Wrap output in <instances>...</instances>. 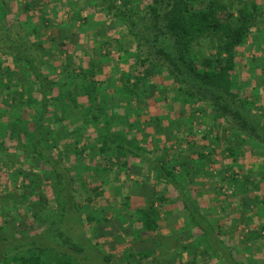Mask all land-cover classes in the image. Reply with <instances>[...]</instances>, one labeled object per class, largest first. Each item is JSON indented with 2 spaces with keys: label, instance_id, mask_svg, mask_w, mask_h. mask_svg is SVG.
Listing matches in <instances>:
<instances>
[{
  "label": "trees",
  "instance_id": "trees-1",
  "mask_svg": "<svg viewBox=\"0 0 264 264\" xmlns=\"http://www.w3.org/2000/svg\"><path fill=\"white\" fill-rule=\"evenodd\" d=\"M55 1L52 3L55 4ZM104 1L107 4L104 12L112 13L116 18L115 28L126 29L125 33H121V39L115 40L122 68L112 60H109L112 64L108 69L97 63L84 67L79 65L80 62H76L73 67L66 60L60 62L62 75L56 80L55 69L47 71L45 64L34 58L40 54L37 48L43 49L46 45L47 40L42 36L46 21L41 25L29 24V28H26L30 17L35 19L42 13V18H46V6L56 9L50 2L39 5V13L31 15L30 7L38 1H29L18 10L21 16L26 14L28 18L22 20L17 28L15 25L2 28L10 33L5 34L4 38L0 36V155L7 156L12 150L22 151L21 167H24V162H31L30 157H41L45 163L41 182L44 179L51 182L48 180L51 173L60 193L62 189L65 191L61 185L67 179H75L69 170L78 164L68 163L72 159L62 153L59 138L63 133L64 136L79 134L77 143H81L78 150L80 155L85 151L92 156L112 151L120 162L118 166L123 174L128 175L131 169L137 166L142 168L145 163L158 173V181H161L159 190L148 194L147 203L144 200L145 204L135 209L133 225L140 234L163 233L164 228L168 227L165 217L177 213L170 207L178 204L188 211L191 226L214 238V229L198 209L199 202L196 205L192 204L193 201L189 202L188 186L212 180L214 163L221 154L223 158H232L233 161L238 157L237 163L245 159L246 150H237L234 141L238 140L234 136L238 139L242 134L244 144L252 143L253 153L259 148L264 149V118H255L251 111V106L259 101V97L241 86L238 61L240 48L249 40L256 45L264 42L263 34L254 35L261 5L256 0H240L242 6L238 7L237 15L229 13L223 16L227 6L219 0H208L203 9L193 6L192 2L196 0H143L146 3L144 8H135L137 0H122L119 5L116 0ZM16 10L13 12L15 15L18 13ZM10 14L3 0H0V22ZM103 23L97 20L94 25ZM205 39L210 41L212 55L201 57L198 49L203 46ZM97 41L96 46L100 49L112 44V41L106 43L107 40L103 39ZM65 45L66 42L61 41L57 46ZM58 50L64 51L63 48ZM107 53L111 56L110 51ZM2 56H7L9 60L5 62ZM5 63L7 67L3 70ZM54 90H57L58 95H53ZM82 96L87 97L88 103L78 100ZM168 98L170 103L181 102L186 105L179 111L186 116L185 121L179 123V118H176L164 126L163 121L168 113H161L157 115L159 125L156 123L153 127V138L148 137L146 128L152 126L149 121L141 120L143 110L147 109L146 114L152 113L151 100ZM115 100H121L122 105L127 107L123 114L125 119L111 113V101ZM33 107L34 110H31ZM74 107L80 111V121L77 129H70L71 122H77L70 119L69 113ZM27 109L31 110V116H28ZM222 122H228L232 129V135L224 146L220 144L224 140L223 136L218 132ZM142 123L146 124L142 127ZM133 130L140 132L142 138L133 135ZM233 131L236 135H233ZM86 135L87 141L83 139ZM160 141L165 144V155H171L168 162H159L156 158L155 151ZM175 141L187 147L174 150ZM219 147L224 149L221 154H217ZM133 159L140 164L134 165ZM238 165L244 172L246 184L243 179L238 182V186L234 187V180L230 185L235 189L243 187L244 190L240 189L245 191L249 177L253 175L259 181L260 190L264 185V170H255L252 166L246 169L241 163ZM82 167L81 175L86 170L87 176L93 180L96 177L100 182L103 181L102 184L108 183V174L102 177L89 172L92 169L105 171L107 168L100 169L92 164ZM22 174H25L26 179L34 177L31 172ZM222 181L227 180L222 178ZM98 191L97 195L100 193ZM173 191L176 192L175 198L172 197ZM219 191L220 186L211 192L206 190L203 194L205 197L200 194L198 199L205 201L209 193L215 195ZM130 196L125 187L123 197L131 200ZM181 222H175L177 225L172 224V227L177 231L181 227L182 231L186 221ZM41 237L40 234L33 238L22 234L17 236L0 230V261L9 260L12 264H78L69 256L51 262L42 253H37L46 248Z\"/></svg>",
  "mask_w": 264,
  "mask_h": 264
},
{
  "label": "rangeland",
  "instance_id": "rangeland-1",
  "mask_svg": "<svg viewBox=\"0 0 264 264\" xmlns=\"http://www.w3.org/2000/svg\"><path fill=\"white\" fill-rule=\"evenodd\" d=\"M29 1L33 0H3L11 14L9 17L2 18L0 36L4 38L5 34L10 33L8 30H2L4 26L10 28L15 25L17 28L22 20L28 18L26 14L21 16L18 10L24 8ZM52 1L36 0L37 4L30 7L31 15L39 13V5L52 3ZM142 1L137 0L135 8H144L146 3ZM219 1L227 6V10L222 13L223 16L229 13L237 15L238 7L242 6L240 0ZM115 2L119 5L122 0ZM256 2L261 5V8L255 21L254 35L257 33L264 35V0H256ZM207 3L208 0L192 2L196 9L205 8ZM55 6L56 9L46 6V18H42V13L38 15V18L37 16L35 19L30 17L26 28H29V24L30 26L32 24L41 25L43 21H46L42 31V36L47 40L45 49L38 47L36 51L40 54L34 58L43 62L47 71L55 69L56 80H59V76L62 75L60 67L62 63L60 62L66 60L71 62L73 67L76 62H80L79 65L84 67L90 63H97L101 64L104 69H108L112 64L109 60H112L122 68L123 65L118 61V43L115 40L121 39V33H125L126 29L125 27L122 30L115 28L116 18L112 13L104 12L106 10L104 8L107 7L104 0H56ZM15 10L18 12L17 15L13 14ZM97 20H102L104 23L96 26L94 22ZM102 39L107 40L106 43L112 41V44L104 45L100 49L95 41ZM61 41L66 42L64 47L57 46ZM58 48H63L64 51ZM31 50L33 52V49ZM108 51L111 52V56L108 55ZM240 52L241 56L238 57V61L240 62L239 72L242 76L241 86L244 89L248 88L256 97H259V101L251 106V111L255 118H264V42L256 45L254 41L249 40L240 48ZM198 55L201 57L212 55L209 39L203 40V46L198 49ZM69 56H71L70 59ZM6 57L2 56L5 62L9 60ZM6 67L7 64L4 65L3 70ZM57 90H54L53 95H58ZM249 90H247L248 94H250ZM78 100L88 103L87 97L82 96ZM151 101L153 103L152 113L146 114L147 109H144L141 118L142 121L151 123L152 127L146 128L148 137L153 138V127L156 123H158L157 126L159 125L157 115L161 113H168L166 120L163 121L164 126H168L170 120L176 118H179V123L185 121L186 116L183 112L179 113L181 109L186 108L184 103H170L169 98ZM111 107L112 114L125 119L123 114L127 107L122 105L121 100L111 101ZM31 110H34V107ZM31 110L27 109L28 116H31ZM79 113L80 111L75 107L70 111V119L77 121L71 122L70 129L78 128ZM222 123L218 132L223 136L224 140L220 144L224 146L232 135V129L228 122ZM145 124L142 123V127ZM234 131L233 135H236ZM132 133L139 139L142 138L140 132L133 130ZM63 134L60 138L57 135L61 140L59 143L63 150L62 153L68 154L72 159L68 163L78 165H75L76 168L71 166L70 170L63 165L70 174L72 172L75 179H67L66 183L61 185L65 191L62 189L60 193L57 191L59 187L57 188L56 179L50 175L51 173L48 177L51 182H47L46 179L41 182L43 164H45L41 157H30L31 162L23 161L24 167H21L22 151L12 150L13 152L11 151L7 156L0 155L1 231L17 236L22 234L30 238L40 234L41 241L46 248L42 249L43 252L38 250L37 253H42L44 258H48L51 262L69 256L78 264H264V229H262L264 226V190L262 189L264 185L259 190V181L252 175L249 177L248 188L246 187L245 191H241L243 187L234 188L245 178L238 163L243 164L246 169L252 166L255 170H264V149L259 148L253 153L252 143L244 144L242 134L238 139L235 136L233 138L238 140L234 141L237 150H246L245 159L239 158L241 160L238 163V157L234 158L235 161L232 158L225 159L221 154L224 149L219 147L217 154L220 152L222 156L217 155L218 161L214 163V170L212 169L213 179L188 186L189 202L193 201V205L199 202L198 209L214 229L216 234L214 238H209L202 230L191 226L188 211L178 204H172L170 207L177 213L165 217L164 221L168 227L164 228L163 233L140 234L133 225L136 218L135 209L138 205H144V200L147 203L148 194L159 190L161 181H158V173L148 168L146 163L145 165L141 163L144 165L142 168L136 165L137 167L131 169L128 175L123 174L118 166L120 162L112 151L105 155L98 153L93 156L85 151L80 155L78 150L81 148V143H77L79 134L78 136L76 134L64 136ZM87 135L83 138L85 141L88 140ZM157 142L158 139L155 140V143ZM164 146L165 144L160 141L155 151L159 162H168L171 159V155H165ZM173 146L174 150L187 147L186 144H178L176 141ZM55 153L58 154L57 151ZM10 161L16 163L12 164ZM132 162L134 165L140 164L136 159ZM90 164L99 166L100 169L101 167L107 168V171H92V169L89 172L102 177L108 174V183L102 184L103 181L100 182L96 177L93 180L87 176L86 170L81 175L82 166ZM22 172H31L34 177L26 179ZM222 178H226L227 181L223 182ZM137 180L138 183H136ZM245 180L243 182L246 184ZM231 181L235 183L234 187L230 185ZM219 186L220 191L215 195L209 193L206 196L207 200L198 199V196L203 195L206 190L211 192ZM125 187L131 194V200L123 197ZM98 189L99 195L96 194ZM172 197H176L175 191L172 192ZM184 220L186 222H184L182 231H180L181 227L178 231L172 227L181 224ZM72 228H74L73 232L70 231ZM0 264L12 263L9 260L6 262L3 260Z\"/></svg>",
  "mask_w": 264,
  "mask_h": 264
}]
</instances>
